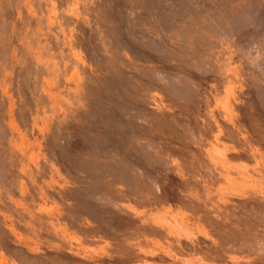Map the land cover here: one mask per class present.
<instances>
[{"label":"rangeland","instance_id":"obj_1","mask_svg":"<svg viewBox=\"0 0 264 264\" xmlns=\"http://www.w3.org/2000/svg\"><path fill=\"white\" fill-rule=\"evenodd\" d=\"M70 1L67 0V13L73 12ZM153 1L148 0L149 7L146 5L148 9L144 10L145 13L143 5L137 4L135 0H126L113 11L115 17L110 32L120 43L112 52L116 66L112 76L122 84L119 96L112 103L96 104L104 106L103 109L109 110L117 120L118 126H112L115 143L109 150L101 149L94 159L78 157L75 162L85 165L89 180L81 185L96 188V208L101 209L98 211L107 222L127 231L132 225L146 222L155 225L159 236L150 235L143 244H130L128 251L114 253L107 248L126 240L115 236L106 225L86 224L88 229L85 234L97 246L75 244L72 249L62 250L64 263L264 264V254L254 256L237 253L236 256H231L203 248L200 243L202 239L219 245L222 235L202 228V224L187 222V214H184L180 203L187 201L190 192L202 194L203 189L208 188L217 199L214 203L227 212L224 213L222 209L217 213L205 208L198 218L220 219L238 230H243L247 225L259 231V238L264 234L262 221L253 219L256 211L260 210L264 215V0H159L160 4L164 1L161 6L156 4V0ZM248 6L256 8L254 16L229 29L232 18L239 16L238 13ZM157 9H161V15ZM167 12H172L171 15L168 14V19L173 18L170 19L171 22L165 20L168 15L164 13ZM145 14L149 17L145 18ZM155 14L157 15L152 17ZM228 15L234 16L231 18ZM160 16L164 17L162 21ZM180 16L185 19L179 18ZM227 18L232 20L229 24L230 20ZM179 19L181 23H177ZM165 23L169 24V29L174 26L170 29L172 31L165 27ZM162 26L167 29L168 34L167 31L160 30L163 29ZM185 28H188L186 33ZM134 33L138 34L137 37ZM135 37L143 45L146 43L147 47L151 46L149 49L144 46L138 48L144 50L142 52L150 62L143 60L137 52H129L130 41ZM52 45L51 42V52L56 55V49ZM67 47L68 43L65 49ZM191 54L192 62L197 66L192 69L193 89L191 91L183 87L185 93H192L190 96H161L142 81L145 74H152V71L159 76L162 71L165 73L162 77H172L177 65ZM209 67L211 72L208 71ZM50 87L53 93L65 91L54 82ZM71 88L72 86H68L66 89ZM83 115L80 109L74 115L79 117L77 125L81 128L88 125L87 120H81ZM62 117L54 115L48 119L49 124L57 125L62 122ZM189 132L197 140L191 141L187 136ZM184 153L191 155L195 165L175 167ZM39 154L46 156L45 146L43 150H39ZM134 155L140 156L139 164L160 188L157 195H147L141 203L131 202L126 194L119 195L106 187V184L116 179L120 168H126L127 164L122 161ZM156 155L161 156V160ZM167 161L174 167L167 166ZM206 165L211 168V172L205 170ZM31 179L36 189H49L42 169L37 168ZM122 189L125 190L124 187ZM56 197L58 195L55 190H49L45 194V200L39 203L40 209L50 214L55 213L58 210L56 206H60ZM179 199L182 201L179 202ZM121 202L129 211H115L113 204ZM59 216L64 223L65 219ZM244 231L246 233V229ZM21 240L23 246L30 248L23 238ZM33 243L32 249L35 246L40 252L45 246L41 240H33ZM46 249L49 254L54 251L52 247Z\"/></svg>","mask_w":264,"mask_h":264},{"label":"bare ground","instance_id":"obj_2","mask_svg":"<svg viewBox=\"0 0 264 264\" xmlns=\"http://www.w3.org/2000/svg\"><path fill=\"white\" fill-rule=\"evenodd\" d=\"M125 1L71 0L73 12L67 13V0H0V264H65L62 250L72 249L75 244L97 246L85 234L88 229L85 225L91 223L106 225L115 236H121L126 240L107 248L114 253L128 251L130 244H143L150 235L159 236L155 225L146 222L132 225L128 231L107 222L98 211L101 209L96 208V188L92 185H81L89 180L85 165L75 162L78 157L94 159L98 157L97 154L101 149L109 150L115 143L112 126H118L117 120L109 110L103 109L104 106H98L96 103H112L120 93L122 83L112 76L116 67L112 52L120 41L114 39L110 27L115 17H113L115 7ZM135 1L143 5V11L148 9V0ZM160 1L156 0V4L159 5ZM180 6L182 7L181 4ZM255 9L248 6L242 9L237 17H233L235 14L233 18L228 15L233 19L232 21L227 18L230 20L228 24L232 21L229 29L250 20L254 16ZM157 10L160 14L161 9ZM170 15L165 16V20H172L173 18L168 19ZM182 16L179 18L184 17ZM147 17L149 16L146 15L145 18ZM160 19L162 21L164 17L160 16ZM179 21L176 22H182ZM169 24L167 23L168 27ZM162 28L160 29L162 32L169 29L163 26ZM187 29L185 28V33ZM174 33L176 34L175 31ZM137 35L135 34L136 37ZM136 37L130 41L129 52H137L143 60L150 62L143 54L144 50L138 48L144 46L149 49L151 46L147 47L146 43L143 45V42L139 39L138 41ZM51 42L56 49V55L51 52L53 50ZM67 43L68 47L65 49ZM159 45L161 46L160 43ZM196 67L192 62L191 54L177 65L172 77L166 78V75L162 77L161 75L165 74L162 71L159 72L160 76L152 71V74H145L142 81L150 90L161 96H190L192 93L189 94V91L185 93L183 87L192 91V69ZM208 71L211 72V67ZM255 81L257 82L258 79ZM53 82L65 91L53 93L50 87ZM69 82L71 83L66 85ZM68 86L72 88L67 90ZM258 98L261 99V96ZM79 109L84 113L81 120L88 121V125L83 128L77 125L79 117L74 116ZM54 115L60 118L63 116V119L62 122L52 126L48 119L53 118ZM187 136L191 141L197 140L190 132ZM44 146L47 149L46 156L39 154V150H43ZM34 154L36 155L33 156ZM139 157L134 155L130 157L131 159L123 160L122 163L127 164L126 168L124 166V169L120 168L116 179L106 184V187L113 192L122 196L126 194L131 198V202L135 203L143 202L147 195H157L160 192L158 184L150 179L139 164ZM156 158L161 160L162 157L156 155ZM166 164L174 167L169 161ZM192 165H195V161L191 155L184 153L175 167L185 168ZM37 168L43 170L49 189L35 188L31 177ZM205 170L212 171L207 165ZM63 184L66 187H63L65 186ZM35 189L39 192L37 193ZM51 189L55 190L58 195L56 198L60 202V206H56L58 212L52 214L40 209L39 205ZM210 191L204 188L202 194L190 192L187 201L179 199V202L182 201L180 203L183 205L184 214H187L185 219L187 222L202 224V228L222 235L219 245L202 239L201 246L231 256H236L237 253L254 256L264 254V234L259 238V231L255 228L246 225L243 230H238L220 219L198 218L205 208L213 209L217 213L222 209L224 213L227 212L214 203L217 199ZM113 207L115 211L121 213L129 211L123 202L113 204ZM59 215L65 219L64 223ZM253 216L254 220H261L264 224V215L260 210ZM21 238L30 248L22 245ZM33 240H41L44 243L41 252L35 246V249H32ZM48 247L54 248L51 254L46 249Z\"/></svg>","mask_w":264,"mask_h":264}]
</instances>
